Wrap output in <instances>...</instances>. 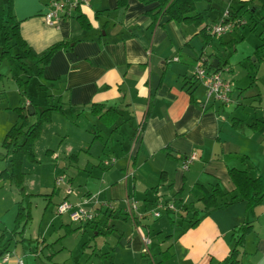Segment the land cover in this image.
<instances>
[{"label": "crops", "instance_id": "1", "mask_svg": "<svg viewBox=\"0 0 264 264\" xmlns=\"http://www.w3.org/2000/svg\"><path fill=\"white\" fill-rule=\"evenodd\" d=\"M212 1L199 3L206 4L203 11L209 6L216 7ZM238 1L249 0H226V6L222 3L225 7L222 14L215 17L208 12L203 14L196 7L204 17L203 26L211 29L227 10L238 7ZM48 2L13 0L12 14L19 22L20 36L37 55L58 43L65 42L67 46L53 54L41 76L34 73L35 68L31 70L38 87L37 103L22 95V87L10 76L9 62L0 61L2 141L12 126L21 123L15 109H22L28 123L31 116L36 117L49 107H61L60 111H54L61 114L68 107L78 113L75 115L91 118L92 126L100 133L88 128L95 135L90 138L86 130L82 131L86 132L91 146L102 135L110 139L104 142L101 155L105 159L106 153L116 146L117 150L110 152V159H115V163L111 169H103L100 156L81 157L86 144L72 148L63 136L56 149L44 151L45 158L59 159L58 168L64 173H57L50 166L54 180L67 178L55 206L64 200L77 203L96 195L99 202H111L113 211L101 208L93 222L83 224L72 223L64 215L59 228L53 229L55 240L51 237L32 240L24 236L25 231L22 236L11 235L16 208L11 229L0 226V233L5 235L2 243L11 235L20 245H34L33 253L40 251L43 264H222L234 242L232 230L248 222L252 230L245 236L239 264H264V199L252 211L247 210L245 202L239 201L208 214L202 212L203 205L199 202L201 189L210 191L216 185L225 193V198L237 196L228 168L244 170L253 179H264V134L247 127L255 120H264V91L259 89L260 79L255 75L250 85V76H242L240 81L245 79L247 88L236 91L239 75L234 76L235 69L228 66L226 58H229L227 45L235 43L234 49L238 51V46L242 48L248 43L249 58L260 44L259 34L252 39L253 33L243 29L251 22L249 17L239 18L244 21L243 26H234L205 46L198 34L200 28L176 24L165 17L152 25L151 17L146 14L151 7L136 0H128L125 8H117V0H89L87 6L56 28L47 26L42 19ZM260 5H264V0H253L254 7ZM258 9L251 12L258 16ZM83 24L89 27L84 28ZM252 25L256 27L255 22ZM202 55L208 64H218L221 77L232 82L231 104L205 103L204 88L193 78L194 65ZM233 64L249 69L242 58L235 59ZM258 65L255 63L252 67L257 69ZM20 78L25 80L26 76L20 73ZM15 94L21 99L18 105ZM254 103L259 105L256 110L251 108ZM92 105L115 111L113 124L106 126L91 115ZM73 111H70L72 117ZM251 111L261 112L251 115ZM258 115L261 116L258 118ZM52 124L53 120L46 123L45 129ZM137 131L139 137L135 140ZM40 136L34 144V155ZM192 153L196 155L195 161L182 171L183 159ZM232 155L246 160L240 163L226 159ZM0 156L5 163L9 161L2 150ZM25 161L22 162L24 177L27 175ZM13 187L8 181L0 180V193H7ZM23 187L27 190L26 184ZM67 187L71 188L69 194ZM25 193L45 198L42 200L47 201L46 210L55 188L50 195L37 191ZM127 197L136 203L135 210L130 212L125 205ZM159 202L173 204L177 209L175 213H164L168 225L158 226L157 219L151 216L150 208ZM194 219L199 222L191 228ZM89 234L87 242L84 237L88 238ZM77 236H83V241L73 251L71 240ZM142 236L150 240L147 246ZM52 244L55 245L49 247ZM9 246L7 251L17 257L16 249L11 251Z\"/></svg>", "mask_w": 264, "mask_h": 264}, {"label": "trees", "instance_id": "2", "mask_svg": "<svg viewBox=\"0 0 264 264\" xmlns=\"http://www.w3.org/2000/svg\"><path fill=\"white\" fill-rule=\"evenodd\" d=\"M143 6H150L146 14L151 17L152 25L160 18L165 17L168 21L176 24H189L195 28H200L198 34L204 39V45L210 44L214 36L210 34V29L204 24V17L196 10V4L203 1L210 3L211 0H136ZM128 0H117V8H125ZM13 0H0V61L8 60L10 66V76L14 79L18 87L27 84L28 80L36 73L42 75L43 69L48 65L53 54L64 46L65 42L58 43L49 48L44 53L37 55L21 38L19 32V22L16 21L12 14ZM259 8V9H258ZM258 9V16L252 13V10ZM213 7H208L204 12L212 11ZM252 11V12H251ZM248 15L249 20L255 25L259 24L262 31L259 34L260 44L254 50L255 64L260 62L264 57V5L259 7L253 6V0L241 2L238 1V7L229 10V18L232 20H240L239 18ZM84 28L89 27L88 24H83ZM207 39V42H206ZM234 44L227 45V49L231 53L235 52ZM35 72L32 73V69ZM209 69L213 71L219 70V65L209 64ZM20 73L26 76L25 80H21ZM32 73V74H30ZM61 107H49L36 115V120L33 123L27 122V115L22 113V109H15L21 123L14 125L6 133L1 149L4 156L9 158V169L0 171V180L8 181L17 189L19 201L17 202V212L14 219V226L11 231L12 236H22L25 227L30 221V198L35 196L26 194L23 187L24 173L22 172V162L27 160L30 163H35L34 144L38 139L41 129L44 124L51 121V114L54 111H60ZM99 121L106 126H111L116 119V113L111 108H104L100 105H92L89 109ZM253 132L260 135L264 134V120H255L247 126ZM46 151L45 154H48ZM227 160L236 159L240 163L245 162V157L227 156ZM228 176L234 186L237 196L225 198V193L218 187L214 186L210 191L201 189V198L199 202L203 205V211L208 214L210 211L221 210L235 202H245L248 211H252L259 206L264 199V179L261 177L250 178L246 171L235 168H228ZM171 213V212H167ZM162 217V216H161ZM199 220L194 219L190 223V227H194ZM252 230V224L244 222L239 227L232 230L233 245L228 256L223 260L222 264H239L238 257L242 253L245 236ZM4 232L0 234V257L7 252L8 242L3 244Z\"/></svg>", "mask_w": 264, "mask_h": 264}, {"label": "rangeland", "instance_id": "3", "mask_svg": "<svg viewBox=\"0 0 264 264\" xmlns=\"http://www.w3.org/2000/svg\"><path fill=\"white\" fill-rule=\"evenodd\" d=\"M225 1L226 0H223L220 3L219 0H213L212 3H215L216 7H213L212 11H208V14H211L210 16H214V17L222 14V11L225 8L224 5L226 6ZM205 6H206V4L204 5L203 3H202V5L196 4L197 9L201 10L203 12V14H205V12L203 11L202 8H204ZM243 18H248V15L247 14L244 15ZM252 24L253 23L250 22L246 26H243L241 24H239L238 26H243V29H245L249 34L253 33L251 35V38L253 39L256 37V35L261 33L262 27L259 24L255 25L256 27H251L250 25H252ZM250 31L252 33H250ZM247 49H249V44L245 43V44H243L242 48H241V46H238V51L236 49V51L233 53H231L230 49L226 50L227 54L229 55V58H228V56L226 57L229 60L228 66L233 67L235 69L233 71L234 76L237 74L239 75L238 77H236V82L240 81L242 76H246V77L250 76V78H249V85H250L251 79H253V77L255 75L256 78L260 79L257 84L259 86V89H262L261 91L263 92L264 91V87H263L264 86V76H263V74H264V72H263L264 58L260 62H258L259 67L257 69H254L252 67V64L250 63L254 59V54L250 55L248 58L247 57L248 56L247 55ZM235 55H237V56H235ZM239 58H242L243 61H245V63L248 64V67L250 70L247 69L246 67L240 65V64H238V65L233 64L234 60L239 59ZM4 61H8V60H4ZM234 65H237L238 67L234 66ZM228 81L232 84V82L230 80H228ZM36 83H37L36 78L31 77L28 84H25L22 86L21 92L25 98L37 103L36 100L38 99L39 95L37 94L38 87H37ZM237 84H238L237 85L238 89L236 87V91L240 90V88L246 89L248 82L245 83V79H244L243 81L237 82ZM11 87H12L11 89L13 91L14 88H13V86H11ZM8 88H9V86L5 87V92H7ZM15 99H16L17 105L20 104L21 99L19 97L17 98L16 94L14 95V100ZM46 106H48V107L51 106V103L48 102V104ZM251 106H252L251 107L252 109L255 108V110H256L259 105L254 103ZM37 107H40V106H37ZM37 107L35 106V108H37ZM64 111H67V112L64 114L53 112L51 114V120H53V124H52V126L51 125L48 126V130L45 129L46 125L45 124L43 125V127H42L43 130L41 129L42 133L40 132L42 137L39 134L40 138H39V141H38L37 147H36L35 160H37L38 162L37 163H30V162L25 161V168H24L25 171L24 172H26V174H27L24 177V182H23V185L26 184V186H27V190H25V192L27 191V193L36 194V191H37V192H40L41 195H50L52 189L55 188V194L51 197V201H50L49 206L46 210H45V205L47 204V201L42 200L45 198H42V196L30 198L31 221H30V224L25 229V234H24V236L28 239L34 240V239L40 238V237H45V238L51 237L50 238L51 240H55V238H54L56 236L55 231H56L57 227L59 228V225L62 223L60 221L61 220L60 218L64 217V216H59L56 214V206L55 205L59 200V196H60L59 192L63 191V189L66 186L64 183H65L67 178L65 176H63L65 181L63 183H61L60 185H57V180H56L57 178L55 179L56 180L55 181L54 175L51 176V174H50V166H51L53 171H55L57 173H62V171H61L62 169L58 168L59 159L50 160L48 158H45L44 151L47 148L56 149L57 144H59V140L63 139L62 137L64 136V138L65 137L68 138L67 142L72 148L75 147L76 149H78V148H80V146H84V144H86L83 151H81V157L92 158V157L100 156V158L103 159L104 156L101 155L102 149H103L102 148L103 144L106 140L107 141L110 140L105 135H102V139H98V141L94 142L95 144L93 143V145L91 146L92 143L90 144V139L87 137V134L89 133L88 135L90 138L91 137L94 138V136H95L94 133L89 132L90 131L89 129L92 128L94 130V132H97L95 127L92 126L94 124L93 120L91 118H85V117H81L79 115H75L77 112L70 110L68 107L65 108ZM70 111H73L74 117L71 116ZM254 112L260 113L261 111H251V113H252L251 115H254ZM56 114H59V115L56 116ZM91 115H93V114H91ZM260 116L261 115H258V118ZM56 117H58V118H56ZM86 117H88V116H86ZM77 118H79L78 121H76ZM30 119H31L30 123H32L36 120V117L31 116ZM3 122H5V120H3ZM74 125L77 126V127L75 126V129L73 128ZM101 125H102V123H101ZM82 130H86L87 134H86V132H83ZM99 133L100 132H97V134H99ZM102 140H103V142H100ZM1 143H2V137H1V128H0V151L2 150L1 149ZM111 149L117 150V147L115 146ZM111 149L109 150V152L106 153L105 159L111 158L110 157L112 155V153H110ZM0 157H1L0 158V171L9 169V162L7 161V163H5L4 159H2L3 156H0ZM105 159H103V160H105ZM101 167H102V165H101ZM111 168H112V166H110L108 169H111ZM62 174H64V173H62ZM34 176H35V178H34ZM81 182H82L81 184H83V181H81ZM68 188H70V187H67V189ZM7 191H9V190H7ZM67 196H70V195H67ZM48 198H50V197H48ZM48 198H46V199H48ZM140 198H142V197H140ZM18 200H20V199H19V195L17 193V189L15 187H13V190H10L7 193H5V192L0 193V226L2 228H4L6 226L7 229L9 230L13 226L12 225L13 224L12 223L13 217H14L15 209L17 208V207H15V204ZM155 205H156V203L154 204L153 208H150V210L153 211L155 209V207L157 206V205L156 206ZM138 206L139 205L137 204V207ZM11 208H13V209H11ZM8 209H10V210H8ZM139 218H142V217L140 216ZM54 219H57V220L53 222ZM62 220L65 221L66 218H63ZM168 221H169L168 217L164 214L162 215V217L157 219L158 226H163L164 224L168 225L169 224ZM70 225L75 226V224H72V223ZM54 228H55V231L53 230ZM3 230H5V229H3ZM90 237L91 236L89 234L88 238L84 237V240L88 242ZM16 238H17V240H19L18 237H16ZM8 239H10V241H11V242L9 241L10 243L8 242L10 244L9 250L15 252V249H16L17 258L22 259V262L24 264H43L44 259L40 256V251H38L36 254L33 253V251H35L34 245H30V244L29 245L28 244L20 245V243L16 242V240L14 238H12L11 235L10 236L8 235ZM82 241H83V236L74 237V240H71L72 250L76 251V249L79 248V243H81ZM100 241H102V238L99 236L98 242H100ZM6 242H7V240H6ZM54 245L55 244H52L49 247H52ZM30 250L32 251V254L29 253ZM37 256H39L40 260H38Z\"/></svg>", "mask_w": 264, "mask_h": 264}, {"label": "built area", "instance_id": "4", "mask_svg": "<svg viewBox=\"0 0 264 264\" xmlns=\"http://www.w3.org/2000/svg\"><path fill=\"white\" fill-rule=\"evenodd\" d=\"M88 3L89 0H49L48 9L42 16V19L47 26L56 28L64 19L72 17L81 7L87 6ZM239 24L244 25V21L241 19H230L229 11L227 10L219 21L211 27L210 34L216 38L221 37L229 32L234 26ZM209 64L207 63L206 58L202 55L195 63L193 72V78L204 88L205 103L212 101L221 105L231 104L232 100L230 94L232 92V84L223 79L220 72H215L209 69ZM138 137L139 131H137L135 140H137ZM195 159L196 155L194 153L185 157L180 166L181 170L186 171ZM114 163L115 159H105L101 162V165L104 169H107ZM56 180L57 185L64 182L63 177H58ZM70 192L71 190L68 188L66 193L69 194ZM125 205H127L128 212L135 210L136 208V203L128 197L125 199ZM156 205L155 209L151 211V216L154 219L160 218L167 212H177V209L173 204L159 202L156 203ZM101 208L105 209V211L111 212L113 211V204L109 201L99 202L96 199V195H92L82 198L77 203H70L67 200L60 202L56 206V214L59 216L67 215L72 223L83 224L93 222L97 218L98 212ZM141 240L145 246L150 243V240L145 236H142ZM0 261L2 264H23L21 259L15 257L13 253H10L9 251L5 252L0 257Z\"/></svg>", "mask_w": 264, "mask_h": 264}, {"label": "water", "instance_id": "5", "mask_svg": "<svg viewBox=\"0 0 264 264\" xmlns=\"http://www.w3.org/2000/svg\"><path fill=\"white\" fill-rule=\"evenodd\" d=\"M33 114V112H31L29 115L31 116Z\"/></svg>", "mask_w": 264, "mask_h": 264}]
</instances>
